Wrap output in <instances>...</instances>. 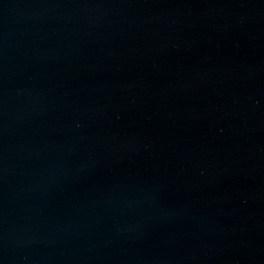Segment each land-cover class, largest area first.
<instances>
[{
    "label": "water",
    "instance_id": "obj_1",
    "mask_svg": "<svg viewBox=\"0 0 264 264\" xmlns=\"http://www.w3.org/2000/svg\"><path fill=\"white\" fill-rule=\"evenodd\" d=\"M0 264H264V0H0Z\"/></svg>",
    "mask_w": 264,
    "mask_h": 264
}]
</instances>
